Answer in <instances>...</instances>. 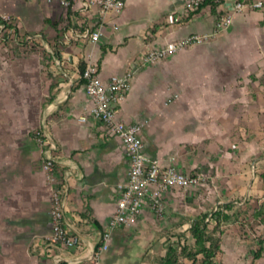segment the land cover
<instances>
[{
	"label": "crops",
	"instance_id": "obj_1",
	"mask_svg": "<svg viewBox=\"0 0 264 264\" xmlns=\"http://www.w3.org/2000/svg\"><path fill=\"white\" fill-rule=\"evenodd\" d=\"M185 1L125 0L119 13L104 17L97 42L72 36L59 46L71 28L82 31L83 16L57 2L0 0V12L14 19L21 35H39L43 40L36 42L45 50L50 47L51 55L44 53L56 64L55 81L65 79L72 86L58 93L59 82L51 89V83L41 77L47 65L20 58V47L11 49L0 41V264H54V254L60 257L59 264H93L89 252L115 213L128 159L119 138L106 135L91 118L78 121L83 107L89 105L80 63L95 64L104 81L135 69L130 90L115 105L117 117L143 123L145 156L161 167L174 165L197 180L169 192L162 200L161 216L152 211L147 198L133 222L113 230L100 264H204L201 253L189 257L172 250L177 244L188 250L201 244L192 233L196 223L210 231L217 225L219 229L214 234L217 252L205 264H264V221L253 216L264 204V156H260L264 150V13L260 9L234 13L224 28L223 20L238 0H222L216 7L204 4L192 13L186 12ZM95 22L89 21L90 26ZM191 34L207 38L158 63L138 65L145 45L161 48ZM43 81L48 83L45 90ZM165 82L175 89L168 90ZM180 84H186L187 93H178ZM170 96L187 101V109L164 107ZM46 98L51 99L50 106L42 114ZM197 102L203 103L198 111ZM210 106L217 109L216 116L232 119L225 129L215 123V136ZM43 120L55 144L51 155L77 166L68 178L65 209L68 228L80 239L75 249L48 241L50 185L34 138ZM231 138L235 142L229 150ZM213 150L221 151L218 160L213 159ZM234 155L237 162L231 163ZM66 168L59 166V172ZM75 172L82 178L77 179ZM205 181L224 183V194L220 191L215 203L212 196L194 191ZM225 183H232L231 192ZM230 196H241V208L222 205ZM235 210L245 229L230 218ZM210 213L213 220L208 222ZM190 222L192 228L186 231Z\"/></svg>",
	"mask_w": 264,
	"mask_h": 264
},
{
	"label": "built area",
	"instance_id": "obj_2",
	"mask_svg": "<svg viewBox=\"0 0 264 264\" xmlns=\"http://www.w3.org/2000/svg\"><path fill=\"white\" fill-rule=\"evenodd\" d=\"M45 1L47 3L57 2L65 9L71 8L75 14L83 16L86 20L80 33H76L71 28L68 34H63L60 40L61 43L58 42L59 44L69 41L72 36L88 39L91 43L97 42L103 29L104 17L109 12L119 13L125 6V0ZM203 1L186 0V12H195ZM261 7V1H252L251 3L235 2L233 12L224 18L222 24L226 28L234 13L256 10ZM92 19L96 21L94 27L89 24ZM206 38V35L191 34L161 48H150L145 45L138 65L158 63L186 47L202 43ZM42 40L39 35H21L14 24V19L9 14L0 12V41L33 44L36 41L42 42ZM134 74L135 69H131L119 75H112L104 81L100 78L95 64H87L82 74V79L85 81L84 91L89 100V105L83 107L78 121L84 122L87 118H91L104 128L106 135L119 138L128 159L126 180L118 185L115 213L108 220L106 227L100 231L98 245L89 252L88 259L93 264H100V257L109 247L113 230L121 225L133 222L147 198L150 199L152 211L161 216L163 213L162 200L169 192L174 189H185L197 182L194 177L177 169L174 165L161 167L155 159L145 156L140 136L144 126L143 123L140 121L127 123L117 117L115 105L130 90ZM34 138L42 151V168L45 171L46 181L50 185L48 216L51 233L48 236V241L55 247L63 246L75 249L80 244V239L77 234L69 230L65 218V209L69 196L68 178L73 175L74 170H77V166L72 161H62L51 155L52 151L55 150V144L46 130L44 120L34 131ZM63 165L67 168L59 172V166ZM74 176L77 179L82 178V175L76 172ZM213 214H208L206 221H212ZM191 228L192 222L185 225L186 231ZM52 261L54 264H59L60 257L54 254Z\"/></svg>",
	"mask_w": 264,
	"mask_h": 264
},
{
	"label": "rangeland",
	"instance_id": "obj_3",
	"mask_svg": "<svg viewBox=\"0 0 264 264\" xmlns=\"http://www.w3.org/2000/svg\"><path fill=\"white\" fill-rule=\"evenodd\" d=\"M19 1L24 2L25 0H19ZM252 1L253 0H238V2H244V3H251ZM260 1L262 2V7L260 8V10H261V12L264 13V0H260ZM250 11H252V10H246L244 12H250ZM2 44L5 45V46H9L11 49H15L17 47H20L21 48L20 54H19L20 58H26V57H28V58H30V61L31 62L35 61V62H38V63L40 62L41 65H43V64L44 65H47V69L45 68L46 70H44V68L41 70V77L42 78H46L48 80V83H51V89H53L55 87V85L57 86V83H59V82L62 83V85L58 88V90H57L58 93H60L62 91V88L63 87H66L67 88V91H70V89L72 88V86L69 83L68 84L66 83L67 81L65 79H62L60 81H58V80L55 81V79H56L55 77L56 76L54 75V72L57 71V67H56V64L53 62V59L47 57V54L48 55H51L48 52V49H50V47H48V49L45 50V49H43V47L38 42H35L33 44H29V45H27L28 43H24V42L17 43V44L16 43H7V42H4ZM59 46H62V44L59 45ZM44 52H46L47 54H45ZM54 56H55V61L58 62V64H60L61 61H62L61 58L56 53H55ZM32 57H33V59H32ZM50 65H52L51 70L48 69V67ZM66 70L69 71V67L68 66L66 67ZM42 83H43V85H42L43 88L42 89L45 90L48 83L47 84H44V81ZM165 85H167L168 90L171 89L172 87L175 89L174 86H171V85H169L166 82H165ZM177 90H179L178 93H182V91L184 93H187V86H186V84H183V85L180 84V86L177 87ZM52 92H53V90H52ZM170 93H171V91H170ZM67 95H68V92H67ZM52 97H53V95H52ZM50 100H51L50 98H46V101H44V103L42 104V107H41L42 108V114L50 106V103H49ZM188 104L189 103L187 101H185V100H171V96H170V100L164 102V107H166V108H173V109H177V110H186L187 107H188ZM202 105H203V103L197 102L196 103V110L198 111V109H200V107L202 108ZM216 110L217 109L215 108V106L214 107L213 106H210L209 109L207 110L208 113H210V111H212V116L209 119V121L212 124L213 136H215L214 135V131L216 130V127L214 128V126H213V125H215V123L221 129H225L226 126L229 128V126L227 124L232 121L231 118H225V116L224 117H222V116H220V117L219 116H216V114H215V111ZM223 111H224V108H221V112H223ZM234 142H235V139H232V138L229 139V142H228V148H229V150H232L233 149L231 147V144L234 143ZM220 152L221 151L213 150V154H212L213 159H215L217 157L216 160H218V158H220L219 157V153ZM260 152H261L260 153V156L263 157L264 156V150H261ZM237 158L238 157H236V155H234L233 159L231 160V163H236L237 162ZM231 169H232V171H235V166H232ZM218 172H219L218 169L214 166L212 168V174L213 175H216ZM202 183H203L202 186H197L196 189L194 190L197 195L198 194H201V195H210V196H212V199H213L212 202L215 203L216 199H218L219 196H220L219 195L220 191H222L223 194H224V189L222 188V186L224 185V183H221L219 181H217V182H212V181H207L206 182L205 181V182H201V184ZM225 185H228L229 186V188H228L229 189V192H231L233 190L232 183H227V184L225 183ZM240 197L241 196H234V197H231L230 196V197H227L225 199H228V202L225 203V204H222V205L223 206H226V207H230V208L234 207L236 209L241 208V206L238 205V202L241 201V198ZM212 206H213V204H212ZM230 218H233V220L235 222H237L240 226H242L241 228H244L243 227L245 225V222H243L244 219H241L240 220L239 213L237 212V210H235V213L232 216H230ZM216 220H218V219H216ZM245 233H247V232H245ZM216 252H217V250H216Z\"/></svg>",
	"mask_w": 264,
	"mask_h": 264
},
{
	"label": "trees",
	"instance_id": "obj_4",
	"mask_svg": "<svg viewBox=\"0 0 264 264\" xmlns=\"http://www.w3.org/2000/svg\"><path fill=\"white\" fill-rule=\"evenodd\" d=\"M221 3L222 0H204L198 9H200L204 4H208L212 7H216ZM84 67L85 65L83 63L79 64V76L81 79H82ZM253 216L255 219L264 221V204H261L254 211ZM218 230H219L218 225L214 227L212 231H210L206 229L205 224L196 223L193 226L192 233L195 236V239L197 238L196 242H199L201 240V244L195 245V247L191 248L190 250H188L182 244H177L174 247H172L173 253L178 252L180 256L185 254V256H189V257H195V255H197L198 253H201L204 256V260L202 261V263L204 264L209 263L208 259L214 256V253L218 248V242H217L218 240L214 235L216 234V232H218Z\"/></svg>",
	"mask_w": 264,
	"mask_h": 264
}]
</instances>
